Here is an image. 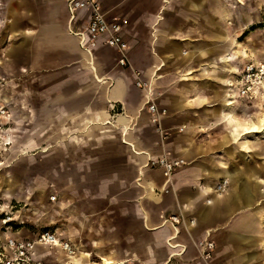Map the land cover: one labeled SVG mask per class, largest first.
I'll return each instance as SVG.
<instances>
[{"label":"crops","instance_id":"1","mask_svg":"<svg viewBox=\"0 0 264 264\" xmlns=\"http://www.w3.org/2000/svg\"><path fill=\"white\" fill-rule=\"evenodd\" d=\"M100 2L122 24L127 67L103 38L81 45L64 0H0V107L12 149L30 140L49 147L44 161L58 179L91 178L86 194L92 185L100 202L71 206V232L83 234L92 216L102 233L91 247L111 264H205L196 244L206 237L215 243L211 263L264 264V163L251 167V149H242L250 141L239 139L253 100L228 87L241 69L239 35L261 23L264 0ZM78 19L83 28L86 12ZM135 71L165 110L159 128ZM163 154L186 162L168 182L147 166ZM221 179L229 183L222 194L214 192ZM75 208L87 210L83 218ZM172 214L182 221H168ZM80 254L73 264H93Z\"/></svg>","mask_w":264,"mask_h":264},{"label":"rangeland","instance_id":"2","mask_svg":"<svg viewBox=\"0 0 264 264\" xmlns=\"http://www.w3.org/2000/svg\"><path fill=\"white\" fill-rule=\"evenodd\" d=\"M259 15L261 23L248 27L239 35L236 63L241 68L249 60L264 62V11L260 10ZM257 30L260 32H255ZM252 32L255 33L250 34ZM0 91H3L1 87ZM3 98L6 99V97ZM250 100L253 101L247 100V105H252V108L248 110V117H245L246 115L239 117L244 123H239L236 120L235 122L250 127L245 129L246 134L244 129L240 127L239 139L250 141L247 144V149H242H244L243 151H250L251 149L249 154L252 155L246 154V152H242V154L251 156L254 160L251 167L256 168L259 162L264 163V91L259 89ZM238 112L240 114V107ZM244 118L246 122L243 120ZM14 143L11 141L6 149H0V160L3 161V164L0 165V264H3L2 261L10 256L9 250L3 249L7 237L16 235L31 238L44 230L62 232L77 248L76 255L80 253L90 255V263H113L111 258L100 257L99 253L91 247L92 240L102 233L100 226L94 225L92 216H89L88 224L82 225L81 232L83 234L76 235L71 232V229H75L76 226V219H73V222L71 220V211H73L71 206L82 207L86 205V201L100 202L94 197V194H91L92 185H89L90 193L86 194L88 183L92 181L91 178L77 176L60 180L53 174L54 162L44 161L45 155L50 154V152L44 153L43 150L49 147L32 145L29 140L23 144L24 147L16 144V150H13ZM147 166L151 167L149 163ZM7 176L15 182L14 191L11 189L7 193L8 195L4 193ZM223 180L221 179L219 183H222ZM226 185L227 189L229 183ZM167 191L165 189L162 192ZM219 193L222 194V192ZM262 200L264 201V197ZM86 211L75 208L74 217L77 214L83 218ZM43 248L40 251L47 250V248ZM46 250L47 255L43 259L49 264H73L72 259H69L70 257L58 249L50 248L47 250L48 252ZM83 260L82 258L77 259L76 262L82 264ZM217 264L223 263L218 262Z\"/></svg>","mask_w":264,"mask_h":264},{"label":"built area","instance_id":"3","mask_svg":"<svg viewBox=\"0 0 264 264\" xmlns=\"http://www.w3.org/2000/svg\"><path fill=\"white\" fill-rule=\"evenodd\" d=\"M67 4L69 14V32L80 40L82 46L94 45L99 38H103L104 43L112 47L116 54V62L122 67L129 66V50L128 44L122 35V24L111 22L106 18L100 0H64ZM86 12V22H82V27L79 24L78 14ZM123 23V22H122ZM135 85L143 89L148 94L146 105L150 114V121L159 128L161 116L165 110L160 109L155 103V98L148 91V81L143 78L140 71H135ZM237 84H234L233 79H229V89L236 88L238 95L242 98L251 99L260 89L261 83L264 81V62L247 61L240 69L237 75ZM8 116L7 110L0 107V149H6L10 145L6 139L9 137V132L4 118ZM0 165L3 161L0 160ZM186 162L183 159L170 158L163 154L157 159H150L149 165L154 168H160L163 176L171 178L174 171L184 165ZM225 179L222 183H218L214 191L224 192L226 190ZM167 220L171 223H179L182 221L181 215H169ZM190 223L194 224L195 219H190ZM45 247L47 249L55 248L63 252L68 257L77 254V248L66 237L58 234L55 231L44 230L37 233L34 237L26 238L20 236L7 237L4 250L8 249L10 256L7 257L3 264H49L42 257L40 258L37 248ZM215 243L212 239L204 238L196 244L198 257L205 264L211 263L212 253Z\"/></svg>","mask_w":264,"mask_h":264},{"label":"bare ground","instance_id":"4","mask_svg":"<svg viewBox=\"0 0 264 264\" xmlns=\"http://www.w3.org/2000/svg\"><path fill=\"white\" fill-rule=\"evenodd\" d=\"M148 87H149V83H148ZM260 89L263 91L264 90V81L261 83V85H260ZM149 92H151V90H148ZM254 128V127H253ZM8 139V138H7ZM6 139V140H7ZM9 142V141H8ZM10 143V142H9ZM167 182L170 180V178H168V179H165ZM8 191H9V189L6 187L5 189H4V193H6V195H8L7 193H8ZM217 193H219L218 191H216ZM76 255V254H75ZM75 255H73L72 257H70L69 259H75L76 257H74ZM82 254H80L79 256H81ZM84 256V258H87L85 255H83ZM82 262V261H81ZM79 264V263H78Z\"/></svg>","mask_w":264,"mask_h":264}]
</instances>
